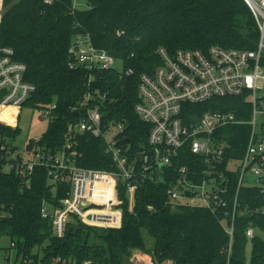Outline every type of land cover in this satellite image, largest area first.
Here are the masks:
<instances>
[{
	"label": "trees",
	"instance_id": "1",
	"mask_svg": "<svg viewBox=\"0 0 264 264\" xmlns=\"http://www.w3.org/2000/svg\"><path fill=\"white\" fill-rule=\"evenodd\" d=\"M120 31L124 35L118 37ZM79 32L89 33L96 47L123 59L125 70H135L130 78L117 70L96 74L91 86L107 94L102 109L104 123H125L131 137L133 134L139 142L144 140L140 136L150 130L135 112L140 100L139 77L143 73L153 75L162 64L157 54L160 48L170 55L179 50L206 52L211 47L254 51L260 38L256 19L243 0H57L53 5L45 4V0H4L0 45L14 49L16 60L27 66L26 81L36 87L24 108L44 110L57 103L55 119L39 143L54 152L65 144L68 125L77 122L71 108L78 105L90 86L88 71L69 67V49ZM243 107L249 110L243 97L215 98L185 105L184 117L191 122L208 111L238 114ZM11 121L17 125L16 115ZM19 131L0 125V132L11 138H17ZM227 132L231 133L227 140L234 149L230 157L239 162L248 128ZM76 141L83 154L82 167L116 170L105 153L103 138L86 133ZM187 157L191 159L189 154ZM167 186H143L129 199L121 183L124 216L120 229L92 227L76 219L68 225L65 236L58 238L51 221L43 218L42 209L45 203L60 207L69 183L51 184L42 168L36 169L29 187L12 175H2L0 236H9L11 244L16 245L17 258L28 264H126L135 251L150 256L154 264H264V239L260 236L264 233V216L256 213L263 199L256 189L240 191L243 214L236 219L229 260L224 251L229 237L220 221L209 211L172 209L165 195ZM232 189L235 191V183ZM250 227L255 230L251 243L246 236ZM146 237L153 240L152 246ZM57 260L60 262L55 263Z\"/></svg>",
	"mask_w": 264,
	"mask_h": 264
},
{
	"label": "built area",
	"instance_id": "2",
	"mask_svg": "<svg viewBox=\"0 0 264 264\" xmlns=\"http://www.w3.org/2000/svg\"><path fill=\"white\" fill-rule=\"evenodd\" d=\"M3 1L0 0V20ZM56 1L45 0V4L53 5ZM243 1L260 32L254 51L220 47H211L206 52L179 50L174 55L165 48L157 51L162 64L153 75L143 73L139 77L140 100L135 112L142 123L150 126L149 132L140 136L144 139L141 142L134 140L133 134L131 137L125 123L116 120L104 123L102 109L107 94L102 95L91 86L96 74L117 70L130 78L135 70H125L123 59L96 47L89 33L75 35L69 49L72 59L69 67L88 71L90 86L78 105L71 108L77 122L68 125L65 144L54 152L39 146L40 137L34 139L32 147L29 145L32 140L24 147L14 146L9 142L11 137L0 132V176L12 175L29 187L36 169L42 168L51 184L69 183L70 189L60 207L45 203L42 209V216L51 221L56 237L63 238L68 225L76 219L92 227L120 229L124 216L120 184L128 198L133 199L139 188L164 183L168 185L167 204L172 209H201L220 221L229 237L224 251L230 260L236 219L243 214L239 200L242 189L259 192L263 204L256 213L264 216V0ZM76 9L75 2L73 13ZM117 35L121 37L124 32ZM26 73L27 66L16 60L14 49L0 45V125L14 131L17 125L11 121L13 116L18 120L19 110L36 92V87L26 81ZM228 97H243L249 110L243 107L238 114L208 111L191 122L184 117L187 104ZM56 109L54 102L42 110L49 125L55 119ZM5 115L8 119L4 121ZM232 128H248L239 162L230 157L234 149L227 140V131ZM86 133L104 139L105 153L115 171L89 170L80 165L83 154L78 150L76 138ZM248 176L251 183L246 186ZM246 236L251 243L255 236L253 227ZM10 247V252L17 256L15 243ZM149 258L146 264H154ZM21 264L28 261L21 260Z\"/></svg>",
	"mask_w": 264,
	"mask_h": 264
},
{
	"label": "rangeland",
	"instance_id": "3",
	"mask_svg": "<svg viewBox=\"0 0 264 264\" xmlns=\"http://www.w3.org/2000/svg\"><path fill=\"white\" fill-rule=\"evenodd\" d=\"M119 67L121 65L119 64ZM17 128L20 130L17 138H11L9 142L14 146L24 147L30 140L40 138L48 129L49 118L45 116L42 110L33 108H22L18 112ZM251 183L250 177L245 179V185ZM261 238L264 239V233H260ZM147 242L150 246L153 245V240L149 237ZM11 246V239L9 236H0V264H21V260L17 258L14 251L8 252ZM252 246L248 248V256L251 258ZM150 256H147L141 251H135L133 257L129 259L126 264H146L149 263ZM152 260V259H151ZM153 261V260H152ZM154 263V262H153ZM166 264H171L170 262Z\"/></svg>",
	"mask_w": 264,
	"mask_h": 264
},
{
	"label": "water",
	"instance_id": "4",
	"mask_svg": "<svg viewBox=\"0 0 264 264\" xmlns=\"http://www.w3.org/2000/svg\"><path fill=\"white\" fill-rule=\"evenodd\" d=\"M77 116H78V114H77Z\"/></svg>",
	"mask_w": 264,
	"mask_h": 264
}]
</instances>
